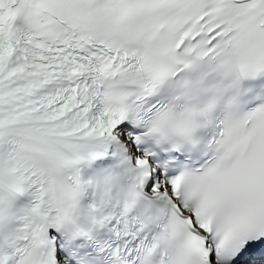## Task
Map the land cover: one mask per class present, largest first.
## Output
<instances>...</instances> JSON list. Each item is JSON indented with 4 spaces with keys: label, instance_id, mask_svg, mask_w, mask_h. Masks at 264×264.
Returning <instances> with one entry per match:
<instances>
[{
    "label": "snow or ice",
    "instance_id": "snow-or-ice-1",
    "mask_svg": "<svg viewBox=\"0 0 264 264\" xmlns=\"http://www.w3.org/2000/svg\"><path fill=\"white\" fill-rule=\"evenodd\" d=\"M0 264H264V0H0Z\"/></svg>",
    "mask_w": 264,
    "mask_h": 264
}]
</instances>
